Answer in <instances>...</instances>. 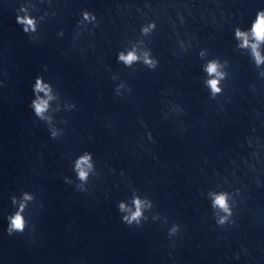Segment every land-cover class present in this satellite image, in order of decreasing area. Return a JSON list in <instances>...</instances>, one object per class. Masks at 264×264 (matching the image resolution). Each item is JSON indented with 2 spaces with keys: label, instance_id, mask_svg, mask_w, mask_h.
I'll return each instance as SVG.
<instances>
[{
  "label": "clouds",
  "instance_id": "9594fccd",
  "mask_svg": "<svg viewBox=\"0 0 264 264\" xmlns=\"http://www.w3.org/2000/svg\"><path fill=\"white\" fill-rule=\"evenodd\" d=\"M83 19L84 20H90V19H95L94 14H91L87 11L82 13ZM16 23L23 25V31L25 33L31 31H35V22L33 18L30 17H16ZM144 31H147V29H144ZM63 34V33H61ZM236 37L238 39H241L243 41L242 47H246L249 44V41L247 39V33L240 31L239 29L236 30L235 33ZM252 35L254 36L255 40L257 42H264V12H261L258 15V18L256 22L254 23L252 27ZM253 48V55L255 56L256 63L257 65L264 63V57H261L258 49V43L252 45ZM118 59L121 61H124L126 64H130L134 60L137 59L136 55L132 52H129L127 56H125L123 53H120L118 55ZM220 65L217 61H209L207 64L205 71L208 73L211 79L207 81L208 86L211 89L212 95L216 96L217 94L221 93L222 88L219 86L220 80L223 79V74L219 71ZM34 92L39 93V92H44L45 95H48L50 92V86L43 83L41 77H37L36 79V84L34 86ZM51 97L49 96V99ZM32 107L34 108L35 114L37 116H40L43 118V113L47 110L48 108V101L45 99H42L40 97H37L36 100L32 101ZM87 157L82 158L78 164L77 167L79 168L81 165L87 163ZM78 176L80 179H84L86 177V173L84 171H80L78 173ZM29 197H26L28 199ZM137 210L132 214L131 218L129 219L128 217H125V219L129 220H136L140 215V202L135 201ZM121 210H123L124 205L121 204ZM213 207L214 208H219L222 210L224 213H226L225 216L220 217V219L217 221L218 224H224L227 220V216L231 215V210L229 208V205L227 203V194L221 193L219 195H216L214 200H213ZM22 210H23V205L21 206V209L18 210L15 214L10 215L8 217V233L11 235L13 232H20L23 233L24 228H25V220L22 215Z\"/></svg>",
  "mask_w": 264,
  "mask_h": 264
}]
</instances>
